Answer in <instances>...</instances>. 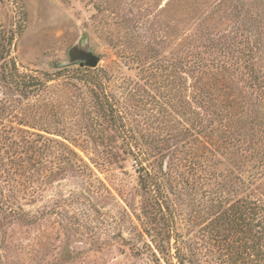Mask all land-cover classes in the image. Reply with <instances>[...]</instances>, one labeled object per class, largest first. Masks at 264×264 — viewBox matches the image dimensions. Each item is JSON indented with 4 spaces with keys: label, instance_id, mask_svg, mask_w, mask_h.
<instances>
[{
    "label": "trees",
    "instance_id": "1",
    "mask_svg": "<svg viewBox=\"0 0 264 264\" xmlns=\"http://www.w3.org/2000/svg\"><path fill=\"white\" fill-rule=\"evenodd\" d=\"M14 3L16 16L0 22V236L9 224L32 226L52 212L22 206L47 185L67 174L92 178L65 142L81 136L78 147L93 163L133 162L140 227L126 245L134 255L152 264H264L260 20L195 37L168 58L147 43L122 56L133 76L113 93L103 68L21 69L13 52L26 11ZM244 33L247 43L237 39ZM58 76L72 91L64 105L54 97ZM69 196L59 203L79 202Z\"/></svg>",
    "mask_w": 264,
    "mask_h": 264
},
{
    "label": "rangeland",
    "instance_id": "2",
    "mask_svg": "<svg viewBox=\"0 0 264 264\" xmlns=\"http://www.w3.org/2000/svg\"><path fill=\"white\" fill-rule=\"evenodd\" d=\"M17 2L26 11L23 31L13 52L21 69L54 73L59 66L76 68L80 61L72 60L69 51L91 52L99 58L96 68H103L110 76L109 90L113 93L119 92L117 84L121 77L133 76L122 56L133 54L147 43L153 44L161 57L168 58L182 44H192V39L201 42L210 34L231 33L255 18L261 22L259 33H255L259 42H264V28L260 27L264 26V0ZM17 10L14 0L1 1L0 22L8 25ZM201 30L208 32L203 34ZM247 37L246 33L237 35L245 43ZM58 77L52 81L59 90L54 97L64 105L72 91ZM79 141L81 136L65 140L88 164L92 178L67 174L47 185L32 205L23 204L24 210L38 214L45 206L55 208L32 226L12 223L5 227L6 233L0 236V264L147 263L145 255H134L130 245H126L134 228L140 227L136 215H140L141 197L132 160L93 163L88 149L78 147ZM69 195L78 197L79 202L59 203L61 198L69 199ZM173 252L174 249L170 250V254Z\"/></svg>",
    "mask_w": 264,
    "mask_h": 264
},
{
    "label": "water",
    "instance_id": "3",
    "mask_svg": "<svg viewBox=\"0 0 264 264\" xmlns=\"http://www.w3.org/2000/svg\"><path fill=\"white\" fill-rule=\"evenodd\" d=\"M69 56L72 60H79L80 67L94 68L98 65L99 58L91 52H84L78 49H71Z\"/></svg>",
    "mask_w": 264,
    "mask_h": 264
}]
</instances>
